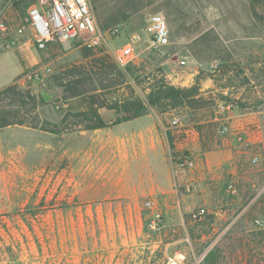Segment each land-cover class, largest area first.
I'll use <instances>...</instances> for the list:
<instances>
[{
  "label": "rangeland",
  "instance_id": "1",
  "mask_svg": "<svg viewBox=\"0 0 264 264\" xmlns=\"http://www.w3.org/2000/svg\"><path fill=\"white\" fill-rule=\"evenodd\" d=\"M28 1L15 5L0 0V19L6 26L0 31V84H8L0 90L17 84L29 91L36 107L22 115L64 131L54 134L17 125L0 129V264H166L176 252L184 254V264H200L213 247L222 251L221 264H264V193L257 194L264 183V113L259 117L261 141L236 153L242 173L255 187L247 180L233 181L238 195L228 196L231 178L226 186H218L222 204L229 206L226 218L218 221L209 213L213 202L208 197L181 200L192 193V186L177 178L174 164L190 154L177 153L164 130L165 117L170 118L165 114L177 107L147 105L136 120L93 131L81 130L74 116L91 104L110 105L133 94L147 104L157 82L169 84L165 61L187 53L222 61L228 54L222 40L251 36L257 25L258 39L264 37V0H88L106 36L96 48L101 55L86 63L81 57L92 55V49L77 42L51 41L39 50L27 27L19 33ZM207 1L230 3L237 13L232 19L237 33L216 34L205 18L204 23L195 18L193 7ZM154 13L165 18L169 45L144 44L134 63L120 68L116 52ZM114 28L118 32L108 35ZM260 48L258 41V53ZM216 66L223 77L225 65ZM232 66L238 83L246 80L242 67ZM65 84L82 85L64 92ZM258 93V109L264 110L260 57ZM200 106L217 112L218 104L203 101ZM98 112L106 123L115 119L113 111ZM180 169L186 175L191 168ZM243 207L246 211L238 216ZM201 208L205 214L195 220L192 214Z\"/></svg>",
  "mask_w": 264,
  "mask_h": 264
},
{
  "label": "crops",
  "instance_id": "2",
  "mask_svg": "<svg viewBox=\"0 0 264 264\" xmlns=\"http://www.w3.org/2000/svg\"><path fill=\"white\" fill-rule=\"evenodd\" d=\"M193 10L195 18L201 23L205 22V18L210 25L208 29H212L216 34L238 31V28L232 26V19L236 20L237 13L232 12L229 2L207 1L203 5L193 7ZM201 10H205V13H199ZM198 37L199 35L192 40ZM222 41L228 49L227 57L222 61L216 58L198 59L193 53H187L176 61L168 60L163 63L165 78L169 81V85L189 88L195 84L196 79L198 80L199 93L194 98L199 105L193 107L184 105L182 108H176L178 110L174 112L179 111L180 115H174V112L166 113L165 115H170V118L165 117L164 130L169 131L176 152L189 153L194 163L193 168L188 170L186 175L180 171L179 164H174L177 178L182 181L187 179L188 185L192 186V193L187 195L186 199L181 197V200L186 201L190 196L193 200L201 201L204 197H208V200L213 202L209 213L215 221L225 219L229 212V206L226 203L222 204L224 201L220 200L218 186L225 185L231 178V182L243 184L247 180L251 188L255 187L254 181L242 173L240 159L236 160V153L242 152L248 144L257 146L261 141L259 117L264 113V110L258 109V57L264 64V37L258 39V25L255 26L254 34L251 36L243 38L234 35ZM258 41L261 47L260 53H258ZM89 53L93 54L82 56L81 62L86 63L93 57L101 55L96 49L88 51ZM180 61L184 63L180 65ZM219 62L226 68L223 77L216 72V65ZM233 63L241 66L243 75L246 76V80L240 84L233 77ZM200 74L202 75L198 79ZM5 85L8 84H0V88ZM203 101L214 104L233 102L239 107L220 114L208 107L200 106ZM176 117L180 118L181 123L173 126L171 122ZM222 124L229 126V134L224 136L218 134L217 128ZM260 170L263 172L264 167ZM262 193H264V183L257 194L262 195ZM248 205L249 203L246 204L247 207ZM247 207H243L238 216L244 213Z\"/></svg>",
  "mask_w": 264,
  "mask_h": 264
},
{
  "label": "built area",
  "instance_id": "3",
  "mask_svg": "<svg viewBox=\"0 0 264 264\" xmlns=\"http://www.w3.org/2000/svg\"><path fill=\"white\" fill-rule=\"evenodd\" d=\"M22 33L23 28H28L34 37L38 49H44L46 44L51 41L60 43L77 42L88 49H96L105 42L106 33L99 30L96 25L93 11L88 0H35V3L28 7L26 14L21 19ZM6 30L5 23L0 19V31ZM116 28L109 30L108 35L116 34ZM169 34L167 24L163 15L154 13L146 19L145 27L140 32H133L126 38L125 44L119 48L115 54V62L120 68H126L133 64L135 58L142 50L144 44L155 48H165L169 45ZM180 61L179 64H183ZM49 71V69L47 70ZM235 108L233 102H220L217 112L224 114ZM181 123L180 118H174L173 126ZM221 135L230 133V128L226 124L219 127ZM257 163L258 158L252 160ZM180 167L193 168L194 163L191 156L180 159ZM225 192L228 196L238 195L236 183L230 182ZM154 202H148L152 205ZM205 214L203 208L195 211L192 217L201 219ZM259 227H263L260 221H256ZM185 256L181 252H176L167 258L166 264H184Z\"/></svg>",
  "mask_w": 264,
  "mask_h": 264
},
{
  "label": "trees",
  "instance_id": "4",
  "mask_svg": "<svg viewBox=\"0 0 264 264\" xmlns=\"http://www.w3.org/2000/svg\"><path fill=\"white\" fill-rule=\"evenodd\" d=\"M11 1L15 5L18 2V0ZM34 3L35 0H29L27 4H24V7H29ZM132 9L137 10V6H133ZM71 85L73 88H71ZM81 85L82 84H65L64 92H67L69 87L74 90V88ZM79 93L75 95H80ZM198 93L199 88L197 83L189 88H180L169 84L166 85L161 80L152 87L150 93L147 95V104L133 94L122 100H117L110 105L101 103L99 106H92L91 104L89 110L79 112L74 116L79 121L78 123L82 125L81 130L93 131L135 120L146 113L147 105L155 107L161 104H169L175 108L184 105L193 107L196 103H199L194 98L198 95ZM35 107L36 98L31 95L29 91L21 89L17 84H12L2 88L0 90V129L17 125L27 126L31 129H39L54 134H59L64 131L56 128V126L50 122L44 121L39 123L36 116L28 120L22 115L23 110L33 111ZM103 108L113 111L115 119L106 123L98 112ZM221 253L222 251L219 250V248H211L204 256L200 264H221Z\"/></svg>",
  "mask_w": 264,
  "mask_h": 264
}]
</instances>
